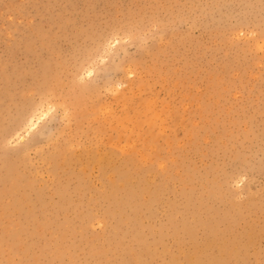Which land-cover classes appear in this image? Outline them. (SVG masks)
<instances>
[{
	"label": "rangeland",
	"instance_id": "374dc122",
	"mask_svg": "<svg viewBox=\"0 0 264 264\" xmlns=\"http://www.w3.org/2000/svg\"><path fill=\"white\" fill-rule=\"evenodd\" d=\"M0 206V264H264V0H0Z\"/></svg>",
	"mask_w": 264,
	"mask_h": 264
},
{
	"label": "bare ground",
	"instance_id": "6f19581e",
	"mask_svg": "<svg viewBox=\"0 0 264 264\" xmlns=\"http://www.w3.org/2000/svg\"><path fill=\"white\" fill-rule=\"evenodd\" d=\"M38 114V113H37ZM43 114V113H42ZM35 116V115H34ZM31 120V119H30ZM30 123V122H29ZM31 124V123H30ZM5 195V194H4ZM10 202V201H9ZM1 207V206H0ZM3 216V215H2ZM8 223V222H7ZM46 223V222H45ZM9 229V228H8ZM7 230V229H6ZM65 239V238H64ZM59 248V247H58ZM94 253V252H93Z\"/></svg>",
	"mask_w": 264,
	"mask_h": 264
}]
</instances>
